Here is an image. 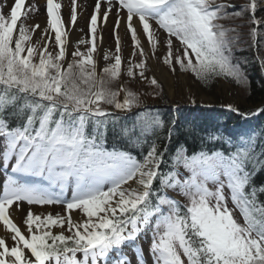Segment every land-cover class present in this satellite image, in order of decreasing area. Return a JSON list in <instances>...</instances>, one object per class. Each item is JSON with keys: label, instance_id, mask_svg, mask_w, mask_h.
<instances>
[{"label": "snow or ice", "instance_id": "1", "mask_svg": "<svg viewBox=\"0 0 264 264\" xmlns=\"http://www.w3.org/2000/svg\"><path fill=\"white\" fill-rule=\"evenodd\" d=\"M104 2L107 7L102 10L96 0L89 20L90 39L77 42L71 61L66 59L68 31L56 0H46L42 46L31 43L32 33L40 26L29 28L22 22L28 11L26 0H14L8 16L0 10V160L6 174L0 222L14 242L9 245L0 238V264H131L125 245L137 254V264H147L136 241L149 231L152 264H264V203L251 185L254 170L264 161L248 146L250 140L242 137L241 144L228 154H188L186 148L178 147L170 157L175 170L162 172L161 165L169 163L165 156L175 122L161 136L158 133L164 123L159 115L147 109L135 114L133 124L121 131L132 147L147 145V152L137 158L131 151L106 146L107 126L118 117L102 107L125 113L141 107L139 94L122 85L113 88L121 77L116 30L122 23L130 33L133 55L138 50L142 57L139 63L129 61V77L135 75L134 69L141 78L145 76L146 53L138 32L146 36L154 53L157 32L163 30L168 49L163 59L173 71L178 65L203 81L224 76L238 84L247 83L239 66L232 63V45L239 35L229 36L236 29L225 28L218 21L252 13L249 23L257 27L251 28L250 35L258 48V26L264 20L254 15L256 0L232 12L226 9H235V5L217 4L216 0ZM113 11L116 54L114 62L98 73V18L106 26ZM77 19L73 0L72 26ZM173 38L183 47L181 55H173ZM50 43L58 49L55 53L49 51ZM80 44L90 46L82 52ZM109 59L105 53L104 60ZM151 83L157 84L155 78ZM227 107L239 112L232 105ZM256 112H264V108ZM239 114L245 118L253 115ZM159 140L166 141L162 148ZM18 176L43 177L47 183L23 182ZM157 180L158 188L154 187ZM68 188L70 198L65 196ZM226 189L233 208L228 206ZM166 190L179 192L187 202L181 205ZM259 191L264 192V186ZM20 202L62 204L66 214H34L29 209L24 232L10 215V208L14 204L18 208ZM236 209L243 223L235 217ZM76 210L82 214L80 219H74ZM53 228L61 230L54 233Z\"/></svg>", "mask_w": 264, "mask_h": 264}, {"label": "rangeland", "instance_id": "2", "mask_svg": "<svg viewBox=\"0 0 264 264\" xmlns=\"http://www.w3.org/2000/svg\"><path fill=\"white\" fill-rule=\"evenodd\" d=\"M57 3L61 4L60 14L62 19L65 22L66 30L68 31V25H70L71 31H73V36L71 39V46L69 51L67 52L66 59L68 61L72 60L71 53L76 50L77 42L79 40H89V20L91 15L94 11L95 2L92 3L93 5H87L86 0H75L76 12H77V21L74 26H72L70 16H71V9L73 6V0H56ZM78 3L81 7H78ZM217 4L225 3V4H233L236 6L235 9L228 8L226 11L232 12L235 10H239L242 5L249 3V0H216ZM257 8H261V14L258 15L255 12V17L257 19L264 20V0H256ZM14 4V0H0V10H2V14L8 16L10 13V9ZM35 5V9L32 6ZM102 10L106 8V6L101 5ZM26 9L27 14L26 17L23 18L22 22L29 28H32L34 25H39L40 27L32 33L31 43L32 45H36L37 42H40L42 46L43 40L41 39L42 35L44 34V28L47 27V15H46V0H26ZM252 13L245 12L242 17H234V18H225L221 19L218 22L222 24L225 28H234L236 32L228 33L229 36H236L239 35V39L235 41L232 45V63L237 65V58L240 56V51L244 50L252 56L253 59L256 61L259 59L257 64L258 66V73H260V77L264 81V32L258 29V36L257 40L260 41L259 47L253 46V40L250 35V31L252 27H257L249 23L252 18ZM43 21H42V20ZM115 20L116 14L113 11L110 15V18L107 22V25L102 28V24L99 22L98 18V31L97 37L100 34L104 36V42L101 47L100 43L97 38V52L95 53V58L97 59V70L98 73L105 67L107 64L114 62V55L116 54V38L113 34V29L115 27ZM44 22V24H42ZM20 23V22H18ZM46 24V27H45ZM260 28V26H258ZM54 36V34H52ZM116 35L120 38V55L122 58V65H121V77L114 82L113 88L119 89L121 85L128 90H131L140 95L141 101L143 103H161L162 99L160 94L164 95V99L166 100V104L177 105V102H182L183 104H192L194 106H205L206 108L214 107L216 105L215 96L209 94L202 85H200L197 77L192 72H183L179 69V66L176 65V70L173 71L167 64L164 63V57L167 55V44H166V33L163 30H159L157 32V47L155 52L153 53L151 46L147 42L146 36L142 33L138 32V36L140 39L141 46L144 48L146 53L145 59L146 69H145V76L141 78L139 76V70L134 69L135 75L133 77H129L127 72V66L129 61L131 60L133 63H139L142 57L139 54V51H136V55H133V42L131 40L130 33L126 31L125 25L122 23L119 29L116 30ZM89 44H80L79 48L80 51H86ZM98 49L100 51L98 52ZM58 49H56L51 43L49 44V51L55 53ZM173 55H181L183 51L182 45H180L179 41L173 38V45H172ZM108 53L110 59L105 61L104 55ZM260 65V66H259ZM162 67L168 73L169 79V86L165 85V83L158 78L157 72L155 68ZM245 67V66H244ZM243 74L246 72V68H240ZM155 78L157 84L153 85L151 80ZM246 83H231L226 81L222 77L218 78L216 83V92L218 96L222 99V105H235L239 106L241 104V98H243L245 91H246ZM120 99L123 98V92L119 97ZM240 102V103H238ZM163 104V103H161ZM196 104V105H195ZM142 106V105H141ZM255 108H258L255 107ZM233 112V111H232ZM236 114V113H235ZM236 116H239L236 114ZM3 147L0 145V153H2ZM10 167V166H9ZM0 169L3 172L4 168L2 165V160H0ZM185 171V170H184ZM1 178V175H0ZM6 179V176H5ZM18 179H23L21 176ZM23 181V180H22ZM32 183V181L30 182ZM136 187L135 184L132 185ZM0 187H3V183ZM210 190H214V186L210 184ZM170 192L174 193L172 190ZM65 196L67 198L71 197V188H68L65 192ZM179 196L180 194L177 193ZM225 195L228 198V206L233 208L230 200V191L227 189L225 190ZM31 209L34 214H44L47 215L48 213L52 214H61L65 215V208L62 204H53V205H29L27 202H20L19 207L14 204L10 208V213L15 214L18 213L21 215V220L24 222V219L27 216V213ZM239 210L236 209L235 212ZM74 219H80L82 214L79 210L75 211V215L73 214ZM26 226V225H25ZM66 228V225H65ZM27 230V229H26ZM53 232H58L61 229L53 228ZM65 234H68L67 232ZM144 242V252L146 253V261L147 264H152V257L150 255L149 249L152 241L149 240V232H145V236L143 238ZM12 242L10 245H12ZM149 245V247H148ZM125 251V248H124ZM78 258H80V254H78ZM131 264H137V256L134 255L131 257Z\"/></svg>", "mask_w": 264, "mask_h": 264}, {"label": "trees", "instance_id": "3", "mask_svg": "<svg viewBox=\"0 0 264 264\" xmlns=\"http://www.w3.org/2000/svg\"><path fill=\"white\" fill-rule=\"evenodd\" d=\"M261 11V8H257L256 14L260 15ZM258 29L264 32V24L260 25ZM240 53V56L237 58V65L239 68H246V72L244 73V76L247 78L246 91L243 98H241V104L239 106H232L237 108L240 113L254 114V111L257 109L255 107L258 106L259 109L264 108V81L260 77V73H258L257 64L259 59L256 61L244 50L240 51ZM220 77L231 83H236L232 78H226L224 76H215L207 81L197 78L200 85L209 94L215 96L216 105L214 107L206 108L203 106L197 108L191 104L181 105L182 102L179 101L177 103L181 106L176 110L164 105L146 108L150 113L159 115L163 121L164 128L158 133L161 136H166L168 129L173 127V121L175 122L172 142L169 147V152L165 156V160L169 161V163L161 165L162 172L175 170L171 165L170 157L175 154L178 147L183 146L186 148L188 154H194L199 151H208L209 153L212 151H222L228 154L230 151L235 150L236 145L241 144L242 137L246 141L250 140L252 142L248 146H252V151L256 154V158L259 161H264V112L258 113L256 118L253 115L245 118L240 114L239 116L233 117L227 108L221 107L222 99L216 92V83ZM160 97L162 99L161 103L165 104L166 100L163 98L164 95L160 94ZM143 104L141 101V105ZM102 107L109 111H115L118 117L115 124L109 123L107 126L106 146L109 150L116 148L131 151L137 158H141V152L146 153L148 150L147 145L132 147L126 137L122 135L121 130L124 126L130 127L134 122L135 114L145 111V109L139 110L136 113L123 115L124 112L115 110L112 106L102 105ZM176 116L178 117L177 121ZM109 119L111 120L112 118ZM11 123L15 124L16 121L13 120ZM89 131H91L90 128ZM212 136H216L218 139H210ZM229 140L233 143L230 144ZM165 142V140L158 141L161 148ZM251 185L255 186L258 191L259 202L264 203V192L259 191L260 187L264 186V165H258V170H254ZM154 187H159L158 180L155 182ZM180 197L178 200L181 205L185 204L187 202L186 198L181 194ZM235 217L239 222L243 223V217L240 213H235Z\"/></svg>", "mask_w": 264, "mask_h": 264}, {"label": "bare ground", "instance_id": "4", "mask_svg": "<svg viewBox=\"0 0 264 264\" xmlns=\"http://www.w3.org/2000/svg\"><path fill=\"white\" fill-rule=\"evenodd\" d=\"M86 1H87V5L88 4L89 5H93L92 3H94V2L96 3V0H86ZM100 2H101V5L102 6H106L107 7V4L104 2V0H100ZM78 7H81L79 3H78ZM110 15H111V13H110ZM42 24H44V22H42ZM101 26H102V28L104 27V25H101ZM45 27H46V24H45ZM67 28H68L67 52H68L69 51V48L71 46V39H72V36H73V31H71L70 25H68ZM98 41L100 43V46L99 47H101L102 44H103V42H104V36H103V34L98 35ZM99 51H100V49H98V52ZM155 70L157 72L158 78L160 80H162L165 83V85L169 86V80H170L169 78L170 77L168 76L167 71L165 69H163L162 67L155 68ZM231 115H235V114L232 113ZM0 175H1V178H0V186H1V184L4 182L5 176H6L5 172H3L2 169H0ZM18 177L20 178V176H18ZM35 182L33 181L32 183H35ZM2 191H3V187H0V194H2ZM73 214L75 215V212ZM10 215H11V218L13 219V222L16 223L21 228L22 231L27 232L26 226H25L24 222L21 220V215L18 214V213H15V214L10 213ZM144 236H145V233H143L139 237V239L136 241V243L140 246V248H142V255H143L144 258H146L145 252L143 251V246H142ZM0 238H5L6 241H7V243L9 245L12 243V241H11V233L8 232L7 229L4 228L2 222H0ZM124 248H125V251L124 252L128 256H133L135 254V252H133L132 249L130 247H128L127 245H125Z\"/></svg>", "mask_w": 264, "mask_h": 264}, {"label": "water", "instance_id": "5", "mask_svg": "<svg viewBox=\"0 0 264 264\" xmlns=\"http://www.w3.org/2000/svg\"><path fill=\"white\" fill-rule=\"evenodd\" d=\"M146 105V104H145ZM152 106H154V104H152Z\"/></svg>", "mask_w": 264, "mask_h": 264}]
</instances>
